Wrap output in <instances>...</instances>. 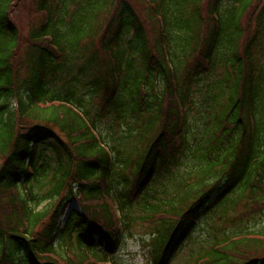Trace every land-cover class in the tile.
<instances>
[{"label":"trees","instance_id":"1","mask_svg":"<svg viewBox=\"0 0 264 264\" xmlns=\"http://www.w3.org/2000/svg\"><path fill=\"white\" fill-rule=\"evenodd\" d=\"M252 1L33 0L22 35L24 1L0 0V264H116L138 221L154 226L152 263L168 264L202 213L264 211ZM100 120L121 130L112 145ZM190 264H264V227L215 235Z\"/></svg>","mask_w":264,"mask_h":264},{"label":"rangeland","instance_id":"2","mask_svg":"<svg viewBox=\"0 0 264 264\" xmlns=\"http://www.w3.org/2000/svg\"><path fill=\"white\" fill-rule=\"evenodd\" d=\"M23 1L25 3L21 2L20 6L17 8L19 9L18 13L22 14L18 18V28L20 29L22 35L27 32L31 25H35L39 21V18H36V16L32 21L31 16L28 14L27 4H30L33 0ZM207 1L208 0H203V7ZM228 3H230V0H223V5H227ZM263 3L264 0L252 1L251 7L253 8V10L249 9V11H247V13L243 17V20L241 21V26L243 29H245L248 24V18H251L250 28H248L250 32L254 30L256 14L257 10L259 9V7H257L256 9L255 7L260 6V4ZM136 9L139 10L138 8ZM192 64H195L194 59L190 58L188 61H186V67L189 66L190 70L192 69ZM199 80L200 82H198L196 85L197 90L199 88H203L205 86V81L208 79L206 76H201ZM82 91L85 90L82 89ZM85 94H87V90L85 91ZM194 97L196 96L194 95ZM196 101L197 97L195 99V102ZM11 107H14L13 102L11 103ZM196 107H198V104H196ZM196 111L194 107L189 112L188 117L194 120L198 119L200 115H198L197 113L198 111H202L199 109H197ZM97 130L101 133L104 141L107 143L109 142L110 145H112V142H114L115 138L121 132V130H118L108 120L98 121ZM134 160H137L136 156L132 157L131 163L134 162ZM185 166L186 165L184 163L181 165V167ZM123 175L131 180V166H129L128 169L124 170ZM72 208L77 209V205L72 204L68 207L65 215L61 218V223L65 221L66 216ZM131 215L136 218H139V216H144L140 208L136 206L132 208ZM238 217L239 215H237V213H235L234 211H223L220 208H217L214 213L210 212V210L202 213L199 217V220L196 222L194 228L192 229L189 237L183 242V244L181 245V249L173 255L169 264H190L192 259L196 257L198 251L206 247V245L213 239L215 235L221 236L222 234H232L239 231H248L264 227V211L259 214L251 215L248 218L242 219L240 221L237 220ZM153 232V225L147 222L138 221L134 225L132 234H126L120 241L116 251L114 252V260L116 264H153L149 255L148 246Z\"/></svg>","mask_w":264,"mask_h":264}]
</instances>
